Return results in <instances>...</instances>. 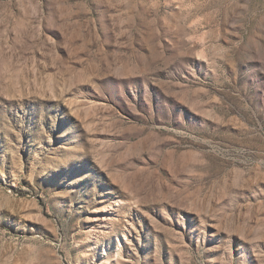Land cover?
Returning <instances> with one entry per match:
<instances>
[{
    "label": "rangeland",
    "instance_id": "rangeland-1",
    "mask_svg": "<svg viewBox=\"0 0 264 264\" xmlns=\"http://www.w3.org/2000/svg\"><path fill=\"white\" fill-rule=\"evenodd\" d=\"M0 264H264V0H0Z\"/></svg>",
    "mask_w": 264,
    "mask_h": 264
}]
</instances>
